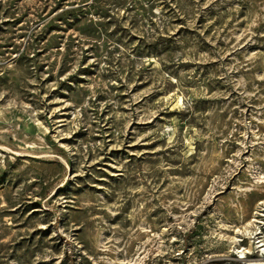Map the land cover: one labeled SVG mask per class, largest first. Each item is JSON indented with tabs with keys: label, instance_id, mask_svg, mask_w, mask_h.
<instances>
[{
	"label": "rangeland",
	"instance_id": "1",
	"mask_svg": "<svg viewBox=\"0 0 264 264\" xmlns=\"http://www.w3.org/2000/svg\"><path fill=\"white\" fill-rule=\"evenodd\" d=\"M261 243L264 0H0V264Z\"/></svg>",
	"mask_w": 264,
	"mask_h": 264
},
{
	"label": "bare ground",
	"instance_id": "2",
	"mask_svg": "<svg viewBox=\"0 0 264 264\" xmlns=\"http://www.w3.org/2000/svg\"><path fill=\"white\" fill-rule=\"evenodd\" d=\"M262 241V240H261ZM259 246H261V247H263L262 248V253H263V255H264V243H261ZM242 252V254H241V257H243V258H245V257H247V254L250 252L249 250H246V251H241ZM258 264H264V263H258Z\"/></svg>",
	"mask_w": 264,
	"mask_h": 264
}]
</instances>
